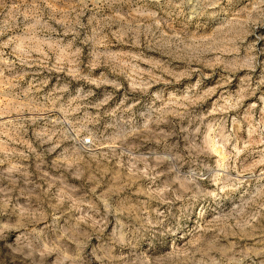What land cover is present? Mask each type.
<instances>
[{"label":"rangeland","instance_id":"obj_1","mask_svg":"<svg viewBox=\"0 0 264 264\" xmlns=\"http://www.w3.org/2000/svg\"><path fill=\"white\" fill-rule=\"evenodd\" d=\"M0 264H264V0H0Z\"/></svg>","mask_w":264,"mask_h":264}]
</instances>
